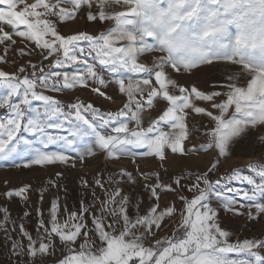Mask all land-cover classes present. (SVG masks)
I'll return each mask as SVG.
<instances>
[{
  "label": "snow or ice",
  "instance_id": "1",
  "mask_svg": "<svg viewBox=\"0 0 264 264\" xmlns=\"http://www.w3.org/2000/svg\"><path fill=\"white\" fill-rule=\"evenodd\" d=\"M0 6V45L7 49L17 42L14 37H19L44 50V60L58 54L50 66L53 71L31 65V75L22 78L0 71V87L7 90L0 96V109H7V115L0 118V160L15 163L26 159L23 167L66 165L70 160L66 153L82 146L88 156L100 151L115 160L134 156L132 148H145L144 155L163 161L166 149L185 154L186 120L195 113L207 116L214 125L205 133L206 145L197 151L216 152L217 162L209 170L215 171L220 157H229L250 131L264 127V0H0ZM81 12L90 22L112 21V26L96 36L84 32L62 35L58 26L76 19ZM89 56L127 97L122 110L102 114L91 104L64 105L44 94L88 87L89 79L106 86L96 64L88 63ZM141 58H149L151 64L141 63ZM219 64L236 68L225 83L212 85L221 91L185 87L172 75H191ZM73 65L77 67L66 70ZM92 91L104 96L100 88ZM34 101L40 102L39 106ZM160 102L166 104V110L144 127L145 112ZM197 102L209 103L216 114ZM53 130L67 135L53 134ZM49 145H56L57 150L45 151ZM80 159L83 161L84 156ZM249 170L252 175L236 172L227 182L238 180L252 186L251 194L243 195L252 202L248 206L257 210L255 216L249 213L255 220L264 214V205L255 203L264 197V164H251ZM120 176L136 182L130 173L121 171ZM222 182L224 177L213 182L208 173L196 175L188 191L198 194L191 199L180 197L184 201L181 221L167 239L149 243L166 219L176 214L174 207L158 211L156 204L147 214L133 218L128 212V196L114 188L111 193L105 189L91 230L84 216L76 212L59 219L54 201L48 226L40 220L36 239L19 226L28 243L25 248L14 242L13 253L26 255L28 264H45L54 255L58 239L67 252L58 264H264V240L231 244L229 232L217 223L210 198L215 196L226 212L234 211L235 204L232 198L222 196L217 187ZM96 183L104 188L100 181ZM174 183L182 186L181 179ZM145 187L157 201L158 190H175L162 184L158 174L156 183ZM26 191L22 187L5 195L22 197ZM136 207L138 211L139 205ZM88 211L81 210L85 214ZM0 212V230L7 232L8 210ZM233 253L247 258L232 259L229 254Z\"/></svg>",
  "mask_w": 264,
  "mask_h": 264
},
{
  "label": "rangeland",
  "instance_id": "2",
  "mask_svg": "<svg viewBox=\"0 0 264 264\" xmlns=\"http://www.w3.org/2000/svg\"><path fill=\"white\" fill-rule=\"evenodd\" d=\"M27 2L33 3L35 0H27ZM96 10L93 9V11ZM112 23V21L101 23L98 20L90 22L86 13L81 12L76 19L60 24L58 28L64 36L80 32L96 36L106 32ZM14 39L17 42L7 49L0 45V71L15 74L22 78L31 75V65H35L37 70L43 67L45 72L54 70L50 66L55 62L58 54L44 60V50L19 37H14ZM87 59L88 63L96 64L98 72L107 82L106 86H101L89 79L88 87L76 86L62 92L45 91L44 94L54 97L64 105L91 104L102 114L116 113L122 110L127 103V97L119 91L114 79L109 80L110 74L99 66L92 56ZM140 62L151 64L149 58H141ZM20 67L25 68L26 71L24 73L18 72ZM76 67L73 65L66 70L72 71ZM234 71H236L234 66L219 64L211 70L196 71L191 75L176 73H172V75L179 84L185 87L195 86L203 92H211L213 90L221 91L220 88L213 89L212 85L225 83L226 77ZM39 74L37 71V75ZM94 87L100 88L104 96L92 91ZM6 91L5 88L0 87V96ZM197 103L216 114L209 103ZM34 104L39 106L40 102L34 101ZM164 110H166V104L160 102L151 110L146 111L144 127H147L149 121L158 117ZM6 115L7 109H0V118H4ZM186 123L188 125V139L182 142L185 154L172 153L170 149H166V158L163 161L151 155H144L147 151L145 148H132L131 151L135 153L134 156L129 155L115 160L109 159L100 151H97L95 155L88 156L82 146L76 151L66 153L70 157L69 163L66 165L23 167L26 159H18L15 163L12 160H0V209H7L9 214V221L5 225L8 231L0 230V264H28L29 258L26 255L18 256L13 253L14 242H19L25 248L28 243L20 233L19 226L23 225L33 239H36L40 220L43 219L48 226L50 209L54 201L58 204L59 219L64 220L69 213L76 212L78 215L84 216V222L91 230L93 215L100 214V201L104 199L105 189L111 193L114 188H120L122 194L128 196V212L133 218L137 215L147 214L149 209L156 204H159L158 211L167 207H174L176 214L166 219L161 229L150 237L149 243L162 238L167 239L172 236L173 231L177 229L181 221L180 213L183 211L184 201L180 197L191 199L198 194L195 190L188 191V186L195 182L196 175L204 173H208L213 182L224 177L225 182L217 187L222 196L230 197L235 201L234 211L226 212L215 196L210 198V205L217 211V223L223 230L229 232L228 242L236 244L242 243L244 240H264V214L257 216L255 220L250 219L249 213L255 216L257 210L254 206H248L252 202L244 199L243 195L245 192L251 194L252 186L238 180L227 182V178L236 172L242 175H252L249 170L251 164H264V127L250 131L246 141L240 147L236 148L229 157H220L216 170L209 171L217 162L216 152L197 150L206 145L208 137L205 133L214 125L207 116L195 113L188 115ZM130 127H134V123L130 124ZM105 130L108 133L111 132L110 128ZM165 130L169 129L165 126ZM53 134L67 135V132L53 130ZM25 136L32 139L28 134ZM44 150L55 151L57 146L49 145ZM82 155L84 156L83 161L80 159ZM17 164L20 166L17 167ZM72 164H75V167H72ZM121 171L130 173L136 182H129L127 176L121 178ZM58 173L59 175H57ZM157 174L162 184L171 185L175 189L174 191L158 190L160 194L158 201L151 196L150 190L145 187V185L156 183ZM145 176L148 179H145ZM176 179H181L182 186L178 187L174 183ZM117 180L121 182L114 183ZM97 181L104 185L103 189L97 185ZM22 187L27 188L22 197L8 198L5 195L8 191L18 190ZM229 188L233 191L229 192ZM255 203L264 205V197H258ZM137 204L139 205L138 211ZM83 208H88L89 211L86 214L82 213ZM0 222H3V212H0ZM116 227L119 229L120 225ZM54 243L56 251L54 255L47 258L45 264H58V261L67 254L66 250L62 249L58 239ZM229 255L232 259L247 258L245 255L237 256L234 253Z\"/></svg>",
  "mask_w": 264,
  "mask_h": 264
}]
</instances>
